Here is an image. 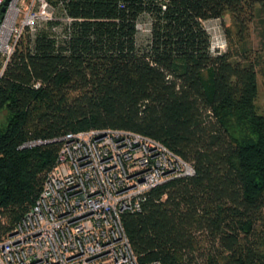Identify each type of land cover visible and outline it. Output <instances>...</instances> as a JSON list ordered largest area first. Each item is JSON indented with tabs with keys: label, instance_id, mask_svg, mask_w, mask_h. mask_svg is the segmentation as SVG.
Returning a JSON list of instances; mask_svg holds the SVG:
<instances>
[{
	"label": "trees",
	"instance_id": "obj_1",
	"mask_svg": "<svg viewBox=\"0 0 264 264\" xmlns=\"http://www.w3.org/2000/svg\"><path fill=\"white\" fill-rule=\"evenodd\" d=\"M48 1L70 24L26 33L0 81V242L34 205L60 143L21 146L113 129L195 170L122 216L140 264H264V0ZM216 18L227 47L213 56L202 22Z\"/></svg>",
	"mask_w": 264,
	"mask_h": 264
},
{
	"label": "built area",
	"instance_id": "obj_2",
	"mask_svg": "<svg viewBox=\"0 0 264 264\" xmlns=\"http://www.w3.org/2000/svg\"><path fill=\"white\" fill-rule=\"evenodd\" d=\"M0 14V81L26 33L33 39L49 22H71L57 19L48 0H9ZM221 22H202L213 56L227 47ZM149 27V22L136 25L147 36ZM51 31L59 33L56 27ZM49 142L60 143L56 164L34 205L0 242V264H140L122 216L139 213L152 189L194 176L193 165L161 142L125 130L67 133L53 141L31 140L21 148Z\"/></svg>",
	"mask_w": 264,
	"mask_h": 264
},
{
	"label": "rangeland",
	"instance_id": "obj_3",
	"mask_svg": "<svg viewBox=\"0 0 264 264\" xmlns=\"http://www.w3.org/2000/svg\"><path fill=\"white\" fill-rule=\"evenodd\" d=\"M224 21L226 24H229L230 20L227 17H225ZM145 33L141 32L140 34H142L143 36H147V34ZM249 39H250L249 41L253 49L258 50L259 49V38H258L257 30L254 28V25H251L250 27V38ZM263 57H264V54H263ZM257 84H258V87H257L258 92H257L256 100H255V105H256L258 113L264 116V91H263L262 79L260 76H258L257 78ZM3 121H4V113L0 116V122H3Z\"/></svg>",
	"mask_w": 264,
	"mask_h": 264
},
{
	"label": "water",
	"instance_id": "obj_4",
	"mask_svg": "<svg viewBox=\"0 0 264 264\" xmlns=\"http://www.w3.org/2000/svg\"><path fill=\"white\" fill-rule=\"evenodd\" d=\"M9 2V0H5L4 3H3V6L1 7L0 9V12L3 13L4 10H5V6L7 5V3Z\"/></svg>",
	"mask_w": 264,
	"mask_h": 264
}]
</instances>
